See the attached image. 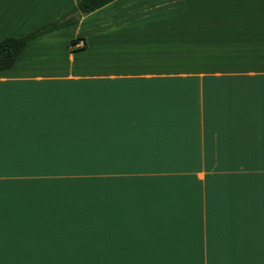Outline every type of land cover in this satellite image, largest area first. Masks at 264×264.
<instances>
[{
    "label": "crops",
    "instance_id": "0c3cea01",
    "mask_svg": "<svg viewBox=\"0 0 264 264\" xmlns=\"http://www.w3.org/2000/svg\"><path fill=\"white\" fill-rule=\"evenodd\" d=\"M79 1L0 0V41ZM0 264H264V0H114L31 42Z\"/></svg>",
    "mask_w": 264,
    "mask_h": 264
},
{
    "label": "trees",
    "instance_id": "16d2710c",
    "mask_svg": "<svg viewBox=\"0 0 264 264\" xmlns=\"http://www.w3.org/2000/svg\"><path fill=\"white\" fill-rule=\"evenodd\" d=\"M114 0H80L57 17L50 19L22 37H6L0 41V73L13 68L25 48L34 40L77 25L87 15ZM76 41L72 42L75 46ZM98 166V167H92ZM88 169H101L103 164H87Z\"/></svg>",
    "mask_w": 264,
    "mask_h": 264
},
{
    "label": "rangeland",
    "instance_id": "374dc122",
    "mask_svg": "<svg viewBox=\"0 0 264 264\" xmlns=\"http://www.w3.org/2000/svg\"><path fill=\"white\" fill-rule=\"evenodd\" d=\"M92 167H98V166H96V165H95V166H93V165H92Z\"/></svg>",
    "mask_w": 264,
    "mask_h": 264
}]
</instances>
